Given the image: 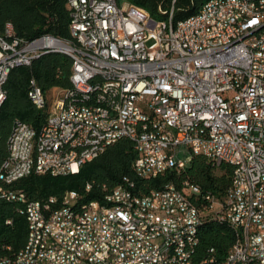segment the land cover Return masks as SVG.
Instances as JSON below:
<instances>
[{"label":"built area","instance_id":"2783aa9c","mask_svg":"<svg viewBox=\"0 0 264 264\" xmlns=\"http://www.w3.org/2000/svg\"><path fill=\"white\" fill-rule=\"evenodd\" d=\"M263 5L220 1L178 23L172 10L173 24H165L118 0H69L71 40L27 41L9 24L0 34V100L7 98L10 68L31 67L51 47L75 51L79 68L74 89L62 91L40 130L15 123L0 168V200L27 202L12 189L17 181L33 173L77 174L125 139L135 144L140 178L185 170L202 155L239 174L223 203L206 197L214 209L221 204L220 220L238 229V249L222 264H264V14H256ZM130 85L140 93L125 94ZM29 97L38 109L48 106L35 80ZM31 157L39 159L37 172L29 171ZM131 182L125 178L103 204L79 207L77 192H68L60 207L56 197L27 202L28 225L31 216L49 225L44 264H194L199 240L178 251H167V243L202 220L195 203L174 185L136 200ZM142 206L159 209L160 217L142 216ZM134 227H146L147 236L135 235Z\"/></svg>","mask_w":264,"mask_h":264},{"label":"trees","instance_id":"16d2710c","mask_svg":"<svg viewBox=\"0 0 264 264\" xmlns=\"http://www.w3.org/2000/svg\"><path fill=\"white\" fill-rule=\"evenodd\" d=\"M209 0H118L120 5L130 4L146 10L154 20L169 18L174 10V22L184 21L200 12ZM69 0H0V34L10 24L18 38L33 41L44 35L71 40V11ZM73 60L61 53H45L31 67L14 69L6 85L7 98L0 112V168L8 158V141L17 121L26 122L37 130L45 123L48 106L38 109L29 97L31 82L48 94L53 90L74 89L71 80ZM138 155L135 144L121 140L110 146L99 158L82 166L77 174L52 176L33 173L12 185L23 192L30 201L61 200L68 192L80 195L78 206L91 202L104 203L105 197L129 178L135 193L149 195L174 185L195 203L201 213L199 243L194 254V264H222L238 242L236 230L219 218L220 212L212 208L207 196L224 202L233 184L234 168L217 163L205 156H194L182 171L170 170L156 178H140L134 168ZM189 182L200 188L201 193L190 194L185 187ZM90 187V188H88ZM27 202L0 200V258H14L26 246L29 225L26 216ZM10 221V223H8Z\"/></svg>","mask_w":264,"mask_h":264},{"label":"bare ground","instance_id":"6f19581e","mask_svg":"<svg viewBox=\"0 0 264 264\" xmlns=\"http://www.w3.org/2000/svg\"><path fill=\"white\" fill-rule=\"evenodd\" d=\"M220 1L225 0H209L207 1L200 12L186 20L195 19L200 16V14L204 11V8H210L211 5L216 4ZM86 5H93V0H86ZM256 14H264V5L256 7ZM185 21V20H184ZM155 23H165V24H173V14L169 16L166 20H154ZM260 31H264V20H262L260 24ZM45 53H61L68 55L73 60V74L72 76H76V68H79V57L76 56L75 51L66 50L62 47H51ZM34 63V62H33ZM18 67H27V64H17L10 68L11 72ZM140 86L130 85L125 86V94H139ZM44 98H47L44 93ZM6 98H2L0 100V109L3 107ZM39 170V159L38 157H31L29 164L30 172H37ZM234 182H239V174H234L233 176V184L230 189H234ZM134 184L131 183V192L133 198L136 200H146V196H140L135 193ZM26 216L30 217V206L29 203L26 204ZM142 216L144 217H152L159 218L160 210L152 209L149 206H142ZM223 222L228 223L231 227L235 229V224L232 220H222ZM202 220L198 223H191V229L187 232L181 233V237L179 240H170L167 243V251H178L180 244H191L193 241H197L199 226L201 225ZM238 236V229H235ZM134 234L138 236H147V228L146 227H134ZM238 249V242L235 248L230 252L228 258H233L234 254ZM44 250H50V234H49V225H41L40 220H38V216H31L30 225H29V236L26 246L18 253L14 258H0V264H22L23 258L27 259L26 264H44V259L42 256L44 255ZM67 264H74V261H67Z\"/></svg>","mask_w":264,"mask_h":264},{"label":"rangeland","instance_id":"374dc122","mask_svg":"<svg viewBox=\"0 0 264 264\" xmlns=\"http://www.w3.org/2000/svg\"><path fill=\"white\" fill-rule=\"evenodd\" d=\"M63 92L61 90H53L48 94V111H54L57 101L62 97ZM216 211L221 209V204L217 202L215 205Z\"/></svg>","mask_w":264,"mask_h":264}]
</instances>
